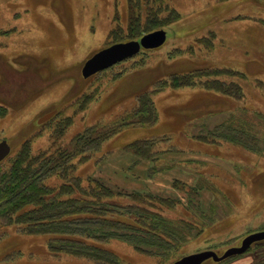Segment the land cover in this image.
Returning <instances> with one entry per match:
<instances>
[{
    "label": "rangeland",
    "instance_id": "rangeland-1",
    "mask_svg": "<svg viewBox=\"0 0 264 264\" xmlns=\"http://www.w3.org/2000/svg\"><path fill=\"white\" fill-rule=\"evenodd\" d=\"M164 2L180 19L167 23V17L160 18L163 25L154 30L167 31L162 46L142 48L84 78L82 67L96 52L140 38L144 27H131L129 0H0V141L10 143L9 157L25 143L35 153L73 150L75 136L96 126L114 134L97 151L89 150V160L75 157V173L85 184L89 176L101 178L96 174L102 165L125 155L126 145L138 139L164 135L169 138L161 137L154 149L214 156L200 158L195 168L183 166L198 175L197 183L176 182L177 194L170 197L175 206L163 207L170 219L195 224L192 237L161 256L112 239L103 246L119 257V264H171L207 249L221 255L248 234L264 230V0ZM203 67L244 74L219 76L239 83L244 98L199 86L168 87L153 96L158 122L132 123L138 119L133 117L138 93L168 74ZM54 109L51 119L38 122ZM247 118L248 125L256 124L251 132L258 137L259 152L194 137L207 134L206 127L213 124ZM48 182L60 185L63 179L52 176ZM0 231V264H94L85 257L55 254L48 247L49 235L22 232L16 225ZM203 264H264V245L256 242L245 253Z\"/></svg>",
    "mask_w": 264,
    "mask_h": 264
},
{
    "label": "trees",
    "instance_id": "trees-1",
    "mask_svg": "<svg viewBox=\"0 0 264 264\" xmlns=\"http://www.w3.org/2000/svg\"><path fill=\"white\" fill-rule=\"evenodd\" d=\"M129 3L131 27L135 31L140 25L144 27L136 37L162 26L161 17H167L164 20L167 23L180 19V13L164 0H129ZM164 12L167 14L162 16ZM230 72L244 75L228 68L209 67L168 74L157 80L151 89L137 94L133 117L138 119L132 123L135 126L156 124L159 115L153 96L168 87L201 86L243 99L244 91L239 83L219 77ZM247 120L222 121L212 129L206 127L207 134L198 136L208 142L226 141L259 152L258 137L251 132L256 124L248 125ZM97 128L89 127L77 134L73 150L61 147L55 152L35 153L31 145L25 143L13 157L8 156L0 163V227L16 225L22 232L49 235L48 247L55 254L85 257L94 264L120 263L119 257L103 246L112 239L128 242L138 251L154 256H161L186 242L192 237L195 224L173 220L163 214L164 206H175L170 197L129 191L98 177L89 176L85 184L75 173V157L89 160V150L96 148L97 151L103 141L114 134L112 131L99 132ZM159 139H138L126 147L140 159H148L159 152L154 149ZM152 170L155 172L156 168ZM52 176L62 178L63 182L51 185L48 180ZM257 243L264 245V240Z\"/></svg>",
    "mask_w": 264,
    "mask_h": 264
},
{
    "label": "crops",
    "instance_id": "crops-1",
    "mask_svg": "<svg viewBox=\"0 0 264 264\" xmlns=\"http://www.w3.org/2000/svg\"><path fill=\"white\" fill-rule=\"evenodd\" d=\"M201 88L206 89L204 87ZM216 92L222 94L218 91ZM222 95L231 98V96ZM220 123L213 124L210 128L212 129ZM161 137H164V135L154 136L153 138ZM194 137L199 136L195 135ZM205 156L201 157L197 152L190 153L173 147L159 149V152L152 158L140 159L133 150L128 148L125 155H118V157L111 158L107 161L108 165L104 163L96 175L106 180L109 184L122 189L148 192L162 197H171L177 194L176 182L184 181L189 183L190 186L197 183L198 175L190 173L189 170H186L189 167L184 169L183 166L190 165V168L192 166L195 168V165L197 167V164H199L198 161L200 158L206 159L207 161L214 158V156ZM153 168H156L155 172L152 170Z\"/></svg>",
    "mask_w": 264,
    "mask_h": 264
},
{
    "label": "water",
    "instance_id": "water-1",
    "mask_svg": "<svg viewBox=\"0 0 264 264\" xmlns=\"http://www.w3.org/2000/svg\"><path fill=\"white\" fill-rule=\"evenodd\" d=\"M166 39L167 31L157 29L144 34L139 39L114 43L90 57L82 67V74L84 78H89L120 61L138 54L142 48L154 49L162 46ZM55 113L56 110L54 109L44 114L38 122L48 121ZM11 150V145L6 139L0 141V163L10 155ZM262 240H264V230L252 232L243 238L241 245L229 247L221 255L212 249H207L184 255L171 264H203L208 259L220 262L229 257L245 253L254 243Z\"/></svg>",
    "mask_w": 264,
    "mask_h": 264
}]
</instances>
